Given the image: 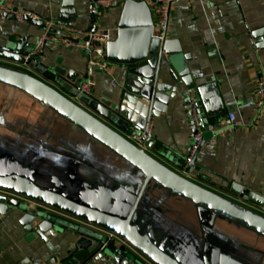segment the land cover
I'll return each mask as SVG.
<instances>
[{
  "label": "crops",
  "instance_id": "crops-1",
  "mask_svg": "<svg viewBox=\"0 0 264 264\" xmlns=\"http://www.w3.org/2000/svg\"><path fill=\"white\" fill-rule=\"evenodd\" d=\"M126 1L115 0L99 19L112 32V41L117 39ZM134 1L149 7L158 0ZM58 2L16 0V8L55 26L60 16ZM74 5L73 21L55 28L60 38L78 39L77 32L91 25L89 0H74ZM170 8L166 39L177 42L182 53L190 57L187 64L195 87L207 85L214 101L206 107L196 90L183 87L186 98L178 94L166 113L150 123L153 148L135 143L165 165L159 154H187L196 134L191 127L189 102L196 100L206 127V142L196 155L194 170L179 173L264 218L263 209L229 194L231 186L238 185L264 197V110L255 106L258 80L264 78V35L259 48L252 37L255 31L264 30V0H175ZM41 35L42 31L28 22L9 20L0 26L1 45L26 38L34 46ZM44 51L62 67L86 75L85 79L93 78L94 98L117 105L125 95L128 67L107 61L105 69L91 70L83 50L66 48L59 42H47ZM2 64L22 69L0 60ZM232 113L240 127L234 134L221 136ZM0 178L8 185L19 181L121 221L130 215L145 181L142 173L60 113L2 83ZM5 192L14 198L22 196L12 190ZM22 216L12 209L0 217V264H59L69 256L78 239L73 231L49 232L44 242L25 231L20 224ZM72 223L89 228L76 220ZM132 226L179 264H264L263 236L222 218L214 219L154 182L149 183L138 204ZM85 264L108 263L93 258Z\"/></svg>",
  "mask_w": 264,
  "mask_h": 264
},
{
  "label": "water",
  "instance_id": "water-1",
  "mask_svg": "<svg viewBox=\"0 0 264 264\" xmlns=\"http://www.w3.org/2000/svg\"><path fill=\"white\" fill-rule=\"evenodd\" d=\"M58 4L59 21L51 29L49 38L55 35L56 26H65V22L73 21L75 15L74 0H59ZM27 22L42 33L47 24L39 17ZM152 25V13L145 2H125L117 39L107 47L110 64L128 67L124 79L125 95L117 105L81 93L80 87L86 75L50 60L44 51L46 44L39 53H34L41 36L37 37L34 46L29 45L26 38L0 44V60L22 68L0 65V83L39 99L123 158L145 178L136 203L124 221L19 181L8 185L0 178V217L17 209L23 213L20 224L25 231L44 242L47 241L46 234L52 231L61 234L64 229H69L78 236L69 256L59 264H85L93 258L108 264H179L132 226L133 216L150 182L192 202L201 211L212 214L214 219L222 218L264 237V218L221 195L210 193L179 173H191L195 168L196 156L186 166L190 147L187 154H159L166 160L165 165L128 139L137 137L140 143L153 148L149 137L152 119L165 114L169 102L178 94L186 98V90H196L206 107L214 101L213 91L207 85L195 87L187 64L190 57L182 53L177 42L168 41L166 36L163 41L153 37ZM67 28H72V25H67ZM263 35L264 30L252 33L258 48ZM199 119L198 127L206 134L201 113ZM191 127L194 134L198 132L193 124ZM205 142L203 140L201 148ZM5 190L22 196L14 198ZM229 194L242 203L264 210V197L247 188L232 185ZM69 219L89 228L80 227ZM109 233L120 241L111 239Z\"/></svg>",
  "mask_w": 264,
  "mask_h": 264
},
{
  "label": "built area",
  "instance_id": "built-area-1",
  "mask_svg": "<svg viewBox=\"0 0 264 264\" xmlns=\"http://www.w3.org/2000/svg\"><path fill=\"white\" fill-rule=\"evenodd\" d=\"M115 0H89L88 14L91 18L89 28L86 31H78V39L60 38L57 35L48 37L51 29L55 23L46 22L44 32L42 33L38 44L35 47L34 53H39L49 41L59 42L66 48H77L83 50L88 56V64L91 70L105 69L107 66V47L112 42V32L103 27L99 19L105 11L113 7ZM175 0H158L149 5L153 18V37L160 41L164 40L166 36L167 25L169 21L170 7ZM16 0H0V26L9 20L19 23H25L29 20H37V16L29 11H21L16 8ZM114 85V82L112 83ZM255 94V106L258 111L264 110V78L260 77L258 80ZM95 83L93 78L85 79L80 87L81 93L86 95L92 94V89ZM199 102L191 99L189 102V116L190 121L194 126H199ZM240 127L237 117L234 113L228 115V123L220 131L221 136L234 134ZM203 133L197 132L193 136L186 166H188L193 158L200 151L203 143ZM131 141L139 142L137 137H131ZM1 192V191H0ZM8 195L13 197V194ZM111 239L120 241L114 234L109 233Z\"/></svg>",
  "mask_w": 264,
  "mask_h": 264
}]
</instances>
